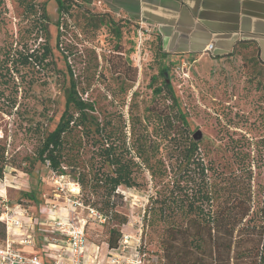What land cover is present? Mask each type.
<instances>
[{"label": "rangeland", "instance_id": "rangeland-1", "mask_svg": "<svg viewBox=\"0 0 264 264\" xmlns=\"http://www.w3.org/2000/svg\"><path fill=\"white\" fill-rule=\"evenodd\" d=\"M97 8L75 4L63 39L65 56L57 47L56 28L52 27L50 44L57 69L64 75L54 72L46 84L34 86L27 96L20 94V106L13 114L0 112V143L6 145L8 157L17 165L0 179V212L6 205H19L28 210L22 218L24 229H50L46 225L53 209L52 217L71 218L84 226L90 246H100L106 255L100 259L106 260L111 224L86 207H74L72 202L80 193L74 190V181L69 176L54 177L47 165L36 161L43 133L54 130L65 110L71 87L69 68L79 96L96 101L95 116L102 118L99 112L105 110L118 113L130 132L133 119L156 122L164 116L180 119L183 114L191 136L200 133L194 140L200 143L207 161L228 172L238 171L242 178L245 173L240 167L251 165L256 181L264 186V59L258 46L249 42L223 57L207 53L173 56L160 47L151 27L118 20L121 18L115 15L108 17L106 9ZM0 11V49L21 50L24 43L34 49L45 42L43 35L35 42V34L30 33L35 18L25 14L18 0H6ZM49 13L52 17L56 13L52 6ZM90 15L95 17L93 21ZM116 31L121 35L116 36ZM165 68L177 104L167 90L156 92L163 86L161 72ZM149 129L152 131V126ZM136 131L143 132L138 122ZM146 178V189L120 188L118 210L127 222L118 228L122 236L113 253L122 264L136 261L138 252L141 264H168L164 258L166 229H144L152 194L147 172ZM1 233L0 225V241ZM178 237L170 244L185 245L188 235Z\"/></svg>", "mask_w": 264, "mask_h": 264}, {"label": "trees", "instance_id": "trees-1", "mask_svg": "<svg viewBox=\"0 0 264 264\" xmlns=\"http://www.w3.org/2000/svg\"><path fill=\"white\" fill-rule=\"evenodd\" d=\"M18 1L25 14L35 18L30 31L35 34V42L42 35L45 42L34 49L27 43L21 50L0 49V112L8 115L19 108L20 94L27 96L34 86L46 84L54 72L64 75L57 69L51 48L52 27L56 28L57 47L65 56L68 53L63 39L73 7L81 2L92 4L84 0H55L57 16L51 18L49 0ZM5 2L0 0V6ZM105 15L114 18L110 12ZM94 18L90 15L92 21ZM120 35L116 31V36ZM244 44L239 43L236 48ZM117 55L122 56L119 51ZM167 71L168 68L162 70L164 83L156 92L167 90L177 104L166 79ZM69 74L71 87L65 110L54 130L43 133L36 161L47 165L57 176H69L79 186L84 207L111 224L105 243L108 252L117 250L122 236L118 228L127 222L118 210L120 188L146 189L147 172L152 194L144 229H166L164 258L168 264H264V186L256 181L251 165L240 167L245 173L242 178L238 171L228 172L207 161L200 143L188 132L183 114L180 119L164 116L156 122L133 119L130 132L118 113L105 110L99 112L102 118L97 117L93 114L97 112L96 101L80 97L71 68ZM137 122L143 132L136 131ZM15 166L6 145L0 143V179ZM0 225L1 244L6 226L2 222ZM222 233L226 238L220 237ZM186 234L185 245L190 244V248L170 244Z\"/></svg>", "mask_w": 264, "mask_h": 264}, {"label": "crops", "instance_id": "crops-1", "mask_svg": "<svg viewBox=\"0 0 264 264\" xmlns=\"http://www.w3.org/2000/svg\"><path fill=\"white\" fill-rule=\"evenodd\" d=\"M103 3L107 12L134 23L151 27L162 47L173 56L194 57L210 54L223 57L239 43L258 46L264 59V0H84ZM56 11L55 0L48 1ZM37 249L46 247L47 229H32ZM44 233V234H43ZM39 234H42L41 237ZM95 247H91L94 251Z\"/></svg>", "mask_w": 264, "mask_h": 264}, {"label": "built area", "instance_id": "built-area-1", "mask_svg": "<svg viewBox=\"0 0 264 264\" xmlns=\"http://www.w3.org/2000/svg\"><path fill=\"white\" fill-rule=\"evenodd\" d=\"M91 5L98 7V10H105L101 1L93 2ZM213 49L214 45L210 44L205 48L204 53L210 54ZM52 175L59 177L54 173ZM74 186L79 188L76 184ZM79 197L80 193L72 202L74 207H84ZM17 209H20L19 205L14 208L6 205L0 212V222L6 226V237L0 244V264H122V259L119 255H114L113 251L107 253L106 260L100 259L103 255L101 248L95 244L89 245L84 226H78V223L71 218L52 217L53 209H50L47 219L46 226L50 229H47L46 247L37 249L35 231L24 229L22 218L28 210ZM90 212L102 219L99 213L93 210ZM91 247H95V250L91 251ZM138 254L137 260L132 261L131 264H141Z\"/></svg>", "mask_w": 264, "mask_h": 264}, {"label": "water", "instance_id": "water-1", "mask_svg": "<svg viewBox=\"0 0 264 264\" xmlns=\"http://www.w3.org/2000/svg\"><path fill=\"white\" fill-rule=\"evenodd\" d=\"M199 136H200V133H196V134L194 135V138L197 139V138H199Z\"/></svg>", "mask_w": 264, "mask_h": 264}, {"label": "bare ground", "instance_id": "bare-ground-1", "mask_svg": "<svg viewBox=\"0 0 264 264\" xmlns=\"http://www.w3.org/2000/svg\"><path fill=\"white\" fill-rule=\"evenodd\" d=\"M74 190H75V191H78V190H79V188H78V187H77V188H74Z\"/></svg>", "mask_w": 264, "mask_h": 264}]
</instances>
